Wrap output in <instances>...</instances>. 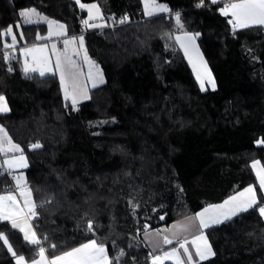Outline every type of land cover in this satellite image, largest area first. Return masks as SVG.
Segmentation results:
<instances>
[{
    "label": "trees",
    "instance_id": "16d2710c",
    "mask_svg": "<svg viewBox=\"0 0 264 264\" xmlns=\"http://www.w3.org/2000/svg\"><path fill=\"white\" fill-rule=\"evenodd\" d=\"M158 1L171 12L146 17L142 0H0V96L10 107L0 124L28 156L42 241L29 243L0 217L16 254L0 239V264H17L19 255L32 261L40 247L53 258L91 240L110 264H153L142 239L147 224L170 226L249 185L259 203L208 228L215 254L197 264H264V192L252 167L264 162V26L229 23L221 9L238 0ZM90 3L102 8L105 29L86 28L81 5ZM27 9L83 36L103 68L106 82L78 107L57 74L26 72L21 59L8 58L5 33ZM45 28L23 31L34 43ZM185 31L198 36L216 89H201L176 40ZM13 189L0 168V194Z\"/></svg>",
    "mask_w": 264,
    "mask_h": 264
},
{
    "label": "rangeland",
    "instance_id": "374dc122",
    "mask_svg": "<svg viewBox=\"0 0 264 264\" xmlns=\"http://www.w3.org/2000/svg\"><path fill=\"white\" fill-rule=\"evenodd\" d=\"M143 1V9L146 17H155L159 15H164L170 11V5L165 2H160L158 0H148V5L146 8L145 0ZM218 1V0H217ZM237 3L240 0L236 1ZM234 2V3H236ZM156 5L164 6L168 9V11H160ZM29 10V9H27ZM36 10V9H35ZM25 11V10H24ZM151 11L152 15H148L147 12ZM36 13L39 15H31L30 18H25L27 23L30 24H44L48 22V18L43 14L39 13L36 10ZM230 17V20L236 25V18L231 15V11L227 15ZM256 25L255 23H250L249 26ZM105 29V28H104ZM95 30V29H94ZM101 30V29H99ZM72 36V35H70ZM80 37L83 36H76L72 39H61V40H54L44 44H37L33 46L24 47L21 49V57H22V64L23 68H28L31 73H39L40 70L44 69V75L54 74V72H59L58 74L61 76V72L64 74V82L62 83L64 88V96H65V88L68 90V97L65 98L72 102V96L76 97L77 103L74 105L78 107L79 104L85 100H88L91 96V92H89V87H98L103 85L106 82V76L104 73L103 68L101 65L93 59L86 48L85 45V38L83 37V42L81 43ZM177 37H180L178 40ZM189 37H193L194 39L189 40ZM176 40L178 45L184 51L187 59L189 60L192 69L195 73V76L200 84V87L203 91L209 89H216L217 88V81L212 72L210 64L208 63L201 46L198 41V36L195 33L191 32H179L177 33ZM68 41V43H65ZM183 45V46H182ZM59 58L60 66L57 67V59ZM64 62L65 65L62 63ZM51 68V71H47V68ZM67 67L70 70H66ZM35 68L36 71H31V69ZM75 70V72H73ZM91 73V76L89 75ZM76 74V75H74ZM101 78L103 82L101 83ZM95 85V86H94ZM214 85V86H213ZM87 96L85 99L84 96ZM7 107L10 110L9 104L7 103ZM0 128L4 131L0 132V147L4 149V151H0V165H2V169H5L6 172L10 175V177L15 182L16 186L18 187L19 194L23 196L24 199H28L29 189L27 187V175L26 169L29 167V159L28 156L25 154L23 148L14 141L10 132L6 128V126L0 124ZM9 138L11 144H9ZM11 145H16L19 147V151L15 148L8 150ZM37 145V144H35ZM41 146V144L38 143ZM34 148V147H33ZM38 148V147H36ZM20 157H23V162L20 161ZM5 161H13L16 166L13 168H9ZM21 163H26V167L20 166ZM17 179L20 180V184L17 185ZM21 189L24 190V194H21ZM31 200L34 202L33 195H31ZM25 201V200H24ZM264 207V205L262 206ZM264 217V216H263ZM164 218V217H163ZM228 220V219H227ZM226 221V220H225ZM178 226H176V222L170 227H160V228H152L150 224H147L146 231L142 234V239L145 243L151 247V255L153 256L152 259L154 261L155 257H160V260H156L155 264H167L173 263L177 264L176 257L172 256V258H164L165 253L171 254L174 249H176L179 253L180 260L185 264L183 253L184 250L180 251L177 245H175L178 241H184L187 237L193 235L194 233L187 234L189 232L197 231L194 226H198V221L195 215L186 217L180 220ZM197 222V223H195ZM222 223V222H221ZM174 225V226H173ZM171 230L167 233H161L163 230ZM151 234L153 241L151 242L148 240L147 235ZM208 236V234H207ZM158 242L159 244L155 243ZM164 237H168V239L172 240L171 244H167L164 242ZM209 242L211 243L210 237ZM156 240V241H155ZM180 241V242H181ZM185 242V241H184ZM157 245H164L160 250L155 247ZM213 247V246H212ZM107 254V252H106ZM108 256V255H107ZM109 258V257H108ZM19 263V259L17 261Z\"/></svg>",
    "mask_w": 264,
    "mask_h": 264
},
{
    "label": "snow or ice",
    "instance_id": "6c2138e0",
    "mask_svg": "<svg viewBox=\"0 0 264 264\" xmlns=\"http://www.w3.org/2000/svg\"><path fill=\"white\" fill-rule=\"evenodd\" d=\"M77 2L79 3V0H77ZM211 2L216 3L217 0H211ZM153 3H154V0H153ZM145 5L147 8L148 0H145ZM81 7H85V6L81 5ZM156 7H158L160 11H165V12L168 11V9L164 6L156 5ZM92 8H96V5H92L89 8V12H91ZM229 11H231V15L236 18L235 26L247 27L249 23L264 25V0H240L239 3H230V4L225 5V7L221 9V12L226 16L229 14ZM147 14L152 15V12L148 11ZM31 15H39V14L36 13L35 9H29V10L20 12L21 17L30 18ZM90 18L92 17L90 16ZM177 20H179V14H177ZM123 22L124 21L122 20L121 23ZM84 23L87 24L88 21L85 20ZM229 23H232V21H229ZM89 26L96 27V25H89ZM61 28H63V26H61ZM6 34L11 35L13 41H15L16 37L14 34H12L11 28L7 30ZM177 39L179 40L180 37H177ZM192 39L194 38L189 37V40H192ZM80 41L81 43L83 42V37H80ZM65 43H68V41H66ZM56 63H57V67H59L60 66L59 58L57 59ZM25 71L27 72L29 71V69L25 68ZM31 71H36V69L33 68L31 69ZM44 71H45L44 69H41L40 75H44ZM47 71H51V68L50 67L47 68ZM89 75L91 76V73ZM61 81L62 83L64 82L63 72H61ZM100 82L101 83L103 82L102 78ZM68 95H69L68 90L67 88H65L66 98L68 97ZM84 98L85 99L87 98L86 94ZM76 103H77L76 97L72 96V104L75 105ZM6 111H9L7 107L6 98L4 96H0V112H6ZM3 131L4 130L0 128V132H3ZM8 142L9 144H11L10 138ZM259 143L264 144V141H260ZM33 147L34 148L40 147V145L38 144L33 145ZM12 148H15L18 151L20 150L19 147L16 145H11V147L8 150H11ZM0 151H4V149L0 147ZM23 160L24 158L20 157V161L23 162ZM5 163L8 165L9 168H13L14 166H16V164H14L13 161H5ZM258 164L259 162H256L255 164H253V167L254 168L257 167ZM20 166L26 167L27 165L26 163H21ZM0 167H2V165H0ZM257 175L260 177V187L264 189V168L260 169ZM19 184H20V180L17 179V185ZM246 193L249 194L248 199L246 201L240 202V198L244 197ZM21 194L22 195L24 194L23 189H21ZM28 196L29 198L25 199L24 203L29 206V212L31 213V215L35 216L36 215L35 205L30 199V196H31L30 192L28 193ZM5 201H10V202L15 203L16 197L13 195L0 196V217L4 219H10L11 217L7 213H5V210H4ZM256 204H257V199H256L255 191L253 188L249 187L245 189L244 192L239 193L237 196L230 197V199L225 201L224 204L206 208L204 209L203 212L198 213L197 215L199 217L200 224L204 227H208L209 225L205 219V215L207 213L219 212L220 215H222L224 218H228L231 215H235L239 211H246L248 208H251L253 205H256ZM229 205H231V207H227ZM226 207H227V211H222ZM20 211H22V209ZM259 213L261 216H264V207H259ZM18 214L19 212L16 213V215ZM209 219H211L212 222L214 223L220 222V219L218 217H209ZM13 227H19V225L13 222ZM26 227L30 230L29 225H26ZM88 227L89 229L92 228L91 223H89ZM20 230L24 232V239L26 241L30 242L33 245L40 244V240L36 237V233L34 231H31V235H29V232L25 230V227H21ZM0 239H2L5 244H8L7 238L4 237L2 234H0ZM199 239H203V237H197V240ZM164 242L167 244H171L172 240L168 239V237H164ZM193 243H195V241H193ZM185 244L186 242L182 243L180 245V248H182L184 252L188 254V259L191 260L192 254L188 251V248L185 246ZM8 247H9V250H11L10 244H8ZM52 247H55V245H53ZM207 251L209 254H213L211 253L210 247L208 248ZM44 253H45V249L43 247H40L39 255L41 257V260L39 262L34 261L33 264H110L109 258L106 254V249L102 245H97L95 240H91L88 243L82 244L79 248H74L71 251L65 252L63 253V255L55 257L52 261H47L46 258L44 257ZM196 254L201 259L205 258V252L201 251L199 246H197ZM121 255H123V253H121ZM172 256L176 257L177 264H183V262L180 260L179 253L176 249H174L171 254L165 253L164 258H172ZM160 259H161L160 257H155L153 264H155L156 260H160ZM23 260H24L23 257L19 258L20 262H23Z\"/></svg>",
    "mask_w": 264,
    "mask_h": 264
},
{
    "label": "crops",
    "instance_id": "0c3cea01",
    "mask_svg": "<svg viewBox=\"0 0 264 264\" xmlns=\"http://www.w3.org/2000/svg\"><path fill=\"white\" fill-rule=\"evenodd\" d=\"M219 1H221V0H218L217 2H219ZM82 5L85 6V7H83V9H85L88 12L87 19H86L88 21V23L86 24V28L88 30H94V29L95 30H99V29H104V28L108 27V24L109 23L106 21L105 16L103 14V10H102V8L100 7L99 4H97V3H90V4H82ZM92 5H96V8H92L91 9V12H89V8ZM170 12H171V9L166 14H169ZM90 16L92 18H90ZM32 25H45L46 28H45V32L44 33H40V31H39V33H37L36 41L34 43H29L28 42V38L24 34L23 27H28V26H32ZM89 25H96V27H90ZM249 25H250V23H249ZM249 25L247 27H249ZM256 25H261V24H256ZM61 26H63V28H61ZM11 29H12V34L15 35L16 39H15V41H13L12 36L9 35V34H6L7 33L6 32L5 33L4 48L7 49V55H8V58L9 59H11V58H14L16 60L17 59H21V61H22V57H21L20 52H21V49L24 48V47L33 46V45H37V44H44V43H48V42L54 41V40L72 39L73 37H76V36H70L69 35L68 28H67V25L65 23L60 22V21H57V20H54V19H49L48 22L47 23H44V24H30V23H27L25 17H23L22 23L18 24V26L16 28H11ZM29 37L31 38V35ZM62 64L65 65L64 62ZM65 69L67 71L70 70L67 67H65ZM73 72H75V70H73ZM58 73L59 72H57V70H56V72H54V74H57L59 76L60 80H61V76L59 75L60 73L59 74ZM37 74H39V73H37ZM49 75H53V74H49ZM74 75H76V74H74ZM42 76H45V75H42ZM61 83H62V81H61ZM62 88H63V85H62ZM94 88H96V87L90 86L89 87V92H91V90L94 89ZM63 92H64V88H63ZM256 162H259V164L257 165V167L254 168L253 167V164H255ZM252 167L254 169V172H255V174L257 176V179L259 181V184H260V177L257 175V173H258V171L260 169L264 168V162H262L260 160H255V161L252 162ZM13 183H14V189L12 191L7 192V193L0 194V196L13 195V196L16 197V202L15 203L10 202V201H5L4 202V206H5V209L4 210H5V213H7L11 218L10 219H4V218L1 217V219L3 221H5V222H9L12 226H13V222H15L17 225H19V227H15L19 231H21L20 230L21 227H25V230L29 232V235H31V231H34L36 233V237L40 240V244L39 245H41L42 244V241H41V238H40V236H39V234H38V232L36 230L35 223H34L35 216H32L31 215V213L29 212V206L24 203V200L25 199L23 198V196H21L19 194L18 187L16 186V184H15L14 181H13ZM27 187L30 190L29 192L31 193V195H33L32 194V191H31V189H30V187L28 185V183H27ZM249 187H251V188L254 189L255 195H256V199H257V204H258L259 203V195H258V192H257L256 187L254 185H249L245 189H247ZM245 189H243L240 192L232 195L231 197L237 196L239 193L244 192ZM262 190L264 192V189H262ZM248 197H249V194L246 193L244 197H241L240 198V202L246 201L248 199ZM28 198H29V196H28ZM229 199H230V197L228 199H226L225 201H227ZM224 202L218 203V204H212V205L207 206L206 208H210L211 206H216V205H222V204H224ZM33 203L35 205V212H36V204H35V201ZM234 203H236V202H234ZM256 205H253L251 208L255 207ZM227 207H231V205H229ZM227 207L224 210H222V211H227ZM251 208H248L247 210H249ZM21 209H22V211H20ZM203 211H204V209L201 210L198 213H201ZM17 212H19L18 215H16ZM242 212H244V211H239L235 215H231L228 218H224L222 215H220L219 212H210V213H207L205 215V219H206V221H207V223L209 225L208 227H204V226H202L200 224V220H199V217L197 215L198 213H197L195 216H196V219L198 221V226L196 225V226H194V228L196 227L198 229H196L197 231L187 233V234H190V233L191 234L194 233V234L191 235V236H189V237H187L186 240H184L186 242L185 246L188 248V251L192 254V259L189 260L188 259V254L185 253V252L183 253V257H184L185 264H197V263H199L201 261H204L206 259H209V258L213 257L214 254H215V252H214V249H213L212 245L209 242V238L207 236L206 230L208 228L213 227V226L219 225V224H221V222L223 223V222H225V220L227 221V219L229 220V219L235 217L236 215H238V214H240ZM209 217H218L220 219V222L219 223H214V222H212L211 219H209ZM180 223H183V222H179L178 221V222H176L175 225L178 226ZM195 223H197V222H195ZM26 225H29L30 226V230L26 227ZM165 227H168V226H165ZM169 231H171V230H168L167 229L166 231L163 230L161 233L164 234V233H167ZM21 233L24 236V232L21 231ZM197 237H203V239L197 240ZM147 238L151 242L153 241V238H152L151 234H148L147 235ZM180 241H178L176 243V245L179 248V250L182 251L183 249L180 248V245L182 243H185V242L184 241H181L180 242ZM193 241H195V243H193ZM88 242H86V243H88ZM159 242H158V237H157V242H155V243L156 244L157 243L159 244ZM96 243H97V245H100L97 241H96ZM8 244H9V242H8ZM8 244H7V246H8ZM162 246H164V245H157L155 247L157 248V250L158 249L160 250V248H162ZM197 246L200 247L201 251H204L205 252V258L204 259H201L196 254ZM79 247H76V248H79ZM209 247L211 249V253H213V254H209L208 253L207 250H208ZM10 252L12 254L14 253L13 255H16L15 254V250L13 249L12 246H11ZM61 255H63V253L60 254V255H57V256H61ZM57 256H55V257H57ZM20 257H23L24 258L23 262H20L19 261L20 264H33L34 261L39 262L41 260L40 255H39V257H37L36 259H34L32 261H28L24 256H20L19 255V256H16V261H18V259ZM44 257L46 258L47 261H52L55 258V257L52 258L46 251L44 253Z\"/></svg>",
    "mask_w": 264,
    "mask_h": 264
}]
</instances>
